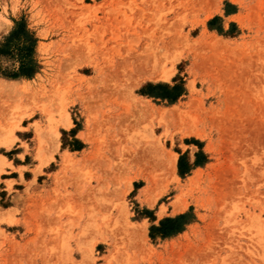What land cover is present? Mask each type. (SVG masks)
Wrapping results in <instances>:
<instances>
[{
	"label": "rangeland",
	"instance_id": "rangeland-1",
	"mask_svg": "<svg viewBox=\"0 0 264 264\" xmlns=\"http://www.w3.org/2000/svg\"><path fill=\"white\" fill-rule=\"evenodd\" d=\"M21 19L39 71H0V264H264V0H0V43Z\"/></svg>",
	"mask_w": 264,
	"mask_h": 264
},
{
	"label": "trees",
	"instance_id": "trees-1",
	"mask_svg": "<svg viewBox=\"0 0 264 264\" xmlns=\"http://www.w3.org/2000/svg\"><path fill=\"white\" fill-rule=\"evenodd\" d=\"M37 42L38 39L34 32L31 31L23 19L15 21L9 35L3 43H0V57L3 55L11 56L18 63V66L6 69L0 68L1 74L9 78H32L39 71V64L35 58ZM149 87H153V85L150 84ZM155 88L162 90L149 91L146 94L162 99H169L170 102H174L185 92V88L180 84H175L174 86L159 84ZM193 165H199L198 159ZM193 165L190 164L184 168L185 166L181 158L179 161L180 174L190 171ZM189 216L188 213H184L163 218L158 225L151 226V236L168 237L179 233L189 222Z\"/></svg>",
	"mask_w": 264,
	"mask_h": 264
},
{
	"label": "bare ground",
	"instance_id": "bare-ground-1",
	"mask_svg": "<svg viewBox=\"0 0 264 264\" xmlns=\"http://www.w3.org/2000/svg\"><path fill=\"white\" fill-rule=\"evenodd\" d=\"M167 74V73H166ZM166 74H164V75H162L161 77L162 78H164V79H166V78H168V75H166ZM12 84H11V82H7L6 84H4L3 85V88H6V89H11V86ZM4 91V90H3ZM64 124H66V125H69V124H71V120H70V118L68 117V116H66V119L64 120ZM69 127V126H68ZM85 138V137H84ZM5 144H6V146H8V143L7 142H4ZM176 158V157H175ZM175 158H174V161L173 162H175ZM173 160V159H172ZM145 192L147 193L148 191H147V189H145ZM145 193V194H146ZM147 195V194H146ZM144 238V237H143Z\"/></svg>",
	"mask_w": 264,
	"mask_h": 264
}]
</instances>
